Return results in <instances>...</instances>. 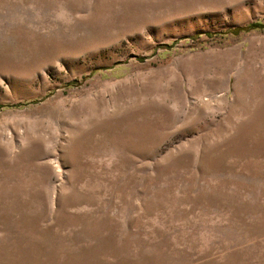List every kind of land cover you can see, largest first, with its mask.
I'll use <instances>...</instances> for the list:
<instances>
[{
	"label": "rangeland",
	"instance_id": "obj_1",
	"mask_svg": "<svg viewBox=\"0 0 264 264\" xmlns=\"http://www.w3.org/2000/svg\"><path fill=\"white\" fill-rule=\"evenodd\" d=\"M0 264H264V0H0Z\"/></svg>",
	"mask_w": 264,
	"mask_h": 264
}]
</instances>
